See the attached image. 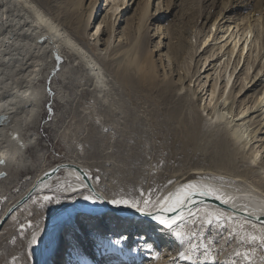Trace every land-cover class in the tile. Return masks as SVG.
<instances>
[{
  "label": "rangeland",
  "instance_id": "374dc122",
  "mask_svg": "<svg viewBox=\"0 0 264 264\" xmlns=\"http://www.w3.org/2000/svg\"><path fill=\"white\" fill-rule=\"evenodd\" d=\"M31 1L51 19V6L55 9L67 8L65 0ZM90 1L83 0L77 7L80 13L83 12V18L87 13L85 11L90 8ZM127 1L130 7L120 12ZM258 1L101 0L98 15L85 32L90 45L96 44L99 38L100 43H104L109 37L107 22L102 21L105 12L108 15L115 12L111 17L112 22L119 13L113 43L122 39L123 28L126 31L130 27L139 30L141 19L146 13L151 17L154 15L151 24H148L150 36L162 30L171 32L176 27L194 30L193 48L186 55L183 69L192 74L198 62L200 72L193 78L191 87L205 88L203 99L187 97L179 101L185 90L179 91L173 98H166L164 93L160 94L153 88H134L118 81L105 68L106 51L93 57L104 81L98 91H86L81 87L85 82L81 66L70 69L62 78L60 75L64 64L57 62L52 72L37 83L42 84L45 91L42 109L34 117L29 115L30 124L25 129L36 131L38 135L37 146L27 152L35 161V167L19 169L17 178L1 182L0 216L4 206L25 188L27 181L46 168L70 159L88 165L101 188L113 200H127L135 204L150 202L176 178L185 179L197 171L210 172L216 177L227 176L226 180H236L244 189L263 191L264 170H261L260 163L253 161L251 156L254 150L241 147L229 135L227 123L212 119L208 110H202L205 102L208 103L212 97H219L225 89V95L232 93L235 96L236 112L244 106H253L256 100L264 99V10H260L262 6ZM261 11L263 17L260 19ZM218 17L216 26L210 28ZM207 18L209 21L203 31L201 23ZM100 22L101 28H98ZM231 22L232 28L224 37L226 39L232 33L227 39L226 52L236 40L244 37L248 24L254 28L255 35L250 43V53L244 61L241 60L230 87L226 88L230 71L237 64L235 56L238 51L231 62L228 55L221 57V52L220 58L214 57L217 65L212 68V65L208 66L212 59L209 58L211 48L205 49L204 42L205 38H221ZM237 23H240L238 27ZM60 27L64 32L67 30L64 25ZM152 40L150 51L159 45L156 44L158 38ZM210 43H215V40ZM162 47L157 54L156 51L154 54L152 52L155 71L164 76L178 73L179 67L167 57L166 48ZM159 52L164 55L162 59ZM45 71L43 69L42 77ZM178 107L179 113L176 114ZM255 111L251 116L259 121L264 115V107ZM261 136L264 137V134ZM261 143L263 141L256 142L254 146L258 147ZM75 194V197L66 200L68 196L50 192L48 200L38 197L30 207L20 212L19 217L6 221L0 228V264H50L52 260L57 261L56 264L58 261L68 264L66 251H70L68 256L72 260L71 256L79 249L87 261L79 258L73 264H177V250L185 252L182 259L188 261L186 264H264V233L253 234L249 228L243 227L244 223L243 226L237 225L242 224V219L231 218L230 222L224 224L209 225L206 223L209 219L206 218L201 227V219L187 218L177 221L170 232H161L155 237L151 233L156 235V232L149 231L150 228L144 225H137L141 217L114 216L110 212L101 213L98 219L90 217L100 209L92 206L91 197L84 191ZM74 208L85 210L83 221L77 218L79 215L77 211L73 212ZM86 227L93 229L100 237L85 235ZM176 231L186 235L189 240L179 242V237L174 235ZM84 236L90 241L88 247ZM138 237L141 238L138 240ZM100 251L105 255H100ZM160 258L164 261L161 262Z\"/></svg>",
  "mask_w": 264,
  "mask_h": 264
},
{
  "label": "bare ground",
  "instance_id": "6f19581e",
  "mask_svg": "<svg viewBox=\"0 0 264 264\" xmlns=\"http://www.w3.org/2000/svg\"><path fill=\"white\" fill-rule=\"evenodd\" d=\"M82 1L65 0L67 8L64 9L63 7L62 9H57L58 7L55 9L51 6L50 11H48L53 15L52 19L58 21L56 24L51 16L44 14L45 12L43 13L31 0H0V117L3 119V124L0 126V161L2 160L0 162V172H5V176L0 178L1 191V182L17 178L16 174L20 171L19 169H33L35 167V161L33 162L27 152L30 148L37 146L38 135L36 131H26L25 129L27 124H30L28 118L38 115L42 109L45 91L43 85L37 83L52 72L57 62H63L64 64V70L60 75L62 78L68 71L70 72V69L81 66L83 80L85 81L81 87L86 91H98L99 87H103L104 81L93 57H97L102 51H106L105 68L118 81L125 82L134 88H153L160 94L164 93L166 98H173L179 91L185 90L179 101L187 97L193 100H196L195 98L197 100L203 99L202 92L205 88L202 89L201 86L191 87L193 78L200 72V65H198V62L195 63L192 74L189 70L183 69L186 65V55L193 48L194 30L188 27H176L171 32L162 30L158 34L154 33L150 36L148 24H151V18L154 15L151 17L149 13H146L141 19L139 30L135 31L133 27H130L126 31L123 28L120 36L122 39L113 43V33L116 32L115 27L120 18L118 17L119 13L116 20L112 22L111 17L115 12L110 15L105 12V14H102V21L107 22L109 37L104 43H100L101 38H99L96 44L90 45L85 37V32L87 26L92 23L93 18L98 15V4L101 0L90 1V8L85 11L87 12L85 18H83V12L80 13L77 9ZM258 3L262 7L264 6V0H259ZM125 4V8L120 12L126 11L131 5L128 1ZM262 7L260 10L263 11L264 7ZM262 11L260 19L263 17ZM108 17L110 19L107 20ZM218 19L219 17L211 23L210 28L216 26ZM208 21L207 18L206 21L201 23L203 24L201 30L206 29ZM101 23L98 28H101ZM59 24L64 25L67 30L62 31ZM239 25L240 23L236 24L237 27ZM231 28L232 22L228 24V29L225 30L221 38L211 39L215 40V43H210L211 40L206 38L204 42L205 49L206 47L211 48L212 54L209 58L212 59L208 66L212 65V68L217 65V59H214V57L218 56L220 58L221 52H223L221 57L228 55L231 62L232 57L238 51L235 56L237 64H235L233 71H230L226 88L230 87L233 75L240 66L241 60L244 61L250 53V43L253 35H255L254 28L251 24H248L244 31V37L238 40L235 39L234 46L226 52L228 50V48H225L228 44L227 39L231 37L232 33L226 39L224 37ZM207 36L210 37L208 33ZM155 37L158 38L156 44L159 45H156L157 48L150 51V44ZM222 38L225 39L221 40L223 43L225 41V44L221 41L216 42ZM163 39H166V41ZM102 44L104 45L103 48L100 47ZM161 46L166 48L167 57L173 60L174 65L176 64L179 67L178 73L164 76L155 71L152 63V52L154 54L156 51L157 54ZM159 56L162 59L164 55L159 52ZM193 56L191 59H193ZM57 57L60 59L58 60ZM43 69L46 71L42 77ZM248 78L249 76H247ZM233 86L234 80L231 90ZM213 89L215 91L214 86ZM225 90L219 97H212L208 103L205 102L202 110H208V114L211 115L212 119H219L227 123L231 138L241 147L253 149L254 154L251 156L253 161L256 164L260 163L261 170H264V159L262 158L264 137L261 136V134H264V115L259 121L254 120V116H251V114L257 112L255 110L264 107V99L261 101L256 100L253 106H244L239 112H236L235 96L232 93L225 95V92H227ZM179 107L175 110L176 114L179 113ZM24 132H26V135ZM260 141H263L260 146H254L256 142ZM59 165L60 167L56 168ZM226 178L227 176L216 177L210 172L201 173L197 171V173H191L185 179L176 178L167 189L164 188L162 193L152 199L146 207L145 203L116 205L111 203L113 201L112 197L101 188L99 180L95 178L91 168L79 160L70 159L67 162H60L46 168L39 174L37 173L30 181H27L25 188L16 197H12L13 199L4 206V209L2 208L0 228L4 226L6 221L10 222L19 217L20 212L30 207L38 197H48V193L56 191L68 196L65 198L67 200L69 197H75V193L78 191H84L91 197L92 206H98L100 209L90 217L98 219L101 213L105 212H110V215L114 214V216L133 215L137 218L141 217L137 221V225L150 228L149 231L156 232V235L151 233L155 237L161 235V232L171 231V229L160 224L156 218L157 216L163 218L180 217L177 220L178 222L194 217L198 220L201 219L199 223L201 227H203L206 218L212 219L213 224H224L223 222H230L231 218L242 219L244 220L242 224L237 225L243 226L244 223L245 226L243 227L249 228L253 234L264 233V190L244 189L236 180H226ZM209 189L212 191L209 192ZM25 196H27L26 199L18 204ZM213 200H218V202H210ZM16 204L18 205L15 206ZM139 208H144V211L141 212L138 210ZM166 209L172 210L165 211ZM75 211L79 215L77 218L79 217L83 221L82 214L85 210L74 208L73 212ZM216 216L221 217L219 222L215 221L214 217ZM251 224L253 226H250ZM84 233L85 235L92 234L95 238L100 237V234H95L96 232L94 233L90 227H86ZM81 235L83 234L81 233ZM140 238L138 237V240ZM86 239L84 236L83 240H85V245L87 244L86 247H88L90 241ZM185 240H189V238L183 234V238H179V242ZM66 246L68 247L67 244ZM81 252V249L76 253L74 252L75 255L71 256L73 259L70 260V256H68L70 251L67 250L66 262L69 261L68 264H73L79 258L86 262L87 258L81 255ZM100 253V255H105L103 251H100ZM176 254L177 264L188 262L185 261L186 259H182L186 255L185 252L181 253L180 250H177ZM52 258H50V261ZM160 261L164 260L160 258ZM56 262L52 260L50 264H56ZM58 264H61L60 261H58Z\"/></svg>",
  "mask_w": 264,
  "mask_h": 264
},
{
  "label": "snow or ice",
  "instance_id": "6c2138e0",
  "mask_svg": "<svg viewBox=\"0 0 264 264\" xmlns=\"http://www.w3.org/2000/svg\"><path fill=\"white\" fill-rule=\"evenodd\" d=\"M57 59L59 60L60 58L57 57ZM212 191L211 189H209V192ZM205 194H208V193H205ZM90 197H86V199H89ZM49 197H45V200H48ZM111 203L113 204H116V205H128L129 202L127 200H113L111 201ZM145 207L148 205L149 201H145ZM130 206H133V207H136L137 205H130ZM182 206V205H181ZM138 210H140L141 212L144 211V208H139ZM172 209H166L165 211H171ZM148 214H151V213H148ZM160 224L166 226L168 229H172L173 228V225L176 224L177 220L180 219V217H176V216H173V217H169V218H163L161 216H157L156 217ZM215 221L216 222H219L221 217L219 216H216L214 217ZM206 223H208L209 225H211L213 223V220L212 219H209L206 221ZM174 235L179 237V238H183V234L179 231H176L174 232ZM253 239H256L255 237H253ZM193 247H195V245H193ZM236 255H240V253H236ZM245 256H247V253L244 254ZM205 258L207 259L208 256L205 255ZM212 259H215L214 257Z\"/></svg>",
  "mask_w": 264,
  "mask_h": 264
},
{
  "label": "water",
  "instance_id": "95a60500",
  "mask_svg": "<svg viewBox=\"0 0 264 264\" xmlns=\"http://www.w3.org/2000/svg\"><path fill=\"white\" fill-rule=\"evenodd\" d=\"M2 120L3 119L0 117V126L3 124ZM0 162H2V160ZM59 167H60V165L59 166H56V168H59ZM54 170H55V168H54ZM52 171H53V169H52ZM3 176H5V172H0V178H2ZM27 196H29V195H27ZM27 196H25L24 198H22V200H20L18 202V204L22 203L26 199ZM210 199L212 200V197ZM210 202H213L214 203V202H218V200H213V201H210ZM18 204H16L15 206H17Z\"/></svg>",
  "mask_w": 264,
  "mask_h": 264
}]
</instances>
